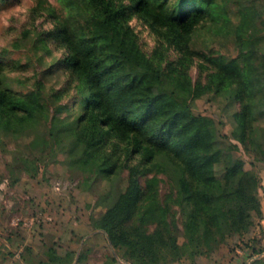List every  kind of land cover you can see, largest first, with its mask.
Instances as JSON below:
<instances>
[{"label": "trees", "instance_id": "trees-1", "mask_svg": "<svg viewBox=\"0 0 264 264\" xmlns=\"http://www.w3.org/2000/svg\"><path fill=\"white\" fill-rule=\"evenodd\" d=\"M59 3L64 15L57 17L42 40L58 41L66 47L62 63L78 80L72 108L64 116H49L39 87L17 93L6 85L0 72V132L11 134L47 121L48 137L69 140L91 167L108 178L117 172V162L107 156L96 162L95 150L110 138L122 142L126 185L110 190V202L95 226L106 232L113 247L123 245V257L134 264H170L186 250L202 253L210 248L209 241L241 231L251 213L259 212L255 193L243 185L248 174L242 170V161L228 158L222 179L215 186L211 184L214 151L203 137L201 116L192 111L189 101L197 94L198 85L190 87L189 78L177 68L157 65L142 51L128 24L136 15L181 48L216 0ZM240 53L255 57L253 47ZM208 60L214 68L208 74V84L214 91L234 84L228 94L240 101L237 138L244 142L254 106L247 98L260 88L252 86L247 65L236 58ZM65 107H57V113ZM258 107H262L259 113L264 117V103ZM135 156L138 161L128 164ZM152 167L169 181L170 190L163 197L157 187L160 178L147 176ZM220 202L228 204L231 217L222 215ZM179 218L184 237L181 243ZM122 233L134 234L135 241L125 240ZM51 257L58 259L55 254Z\"/></svg>", "mask_w": 264, "mask_h": 264}, {"label": "rangeland", "instance_id": "rangeland-1", "mask_svg": "<svg viewBox=\"0 0 264 264\" xmlns=\"http://www.w3.org/2000/svg\"><path fill=\"white\" fill-rule=\"evenodd\" d=\"M61 15L59 0H0V72L17 93L39 87L49 116L67 114L78 86L76 76L62 63L66 47L42 40ZM128 24L142 51L157 65L177 68L189 78L190 87L198 85L189 101L201 116L203 137L214 151L211 184L222 179L228 158L239 159L248 174L243 185L259 201V212L251 213L241 231L209 241L210 248L202 253L186 250L170 264H264V117L258 107L264 103V0H216L181 48L136 15ZM252 47L254 58L241 55ZM218 56L247 65L252 86L260 88L247 98L254 106L244 142L237 138L241 104L228 94L234 84L218 86V91L208 84V74L214 70L208 58ZM61 105L66 107L57 113ZM48 125L40 121L11 134L0 132V264H134L123 257V245L113 247L106 232L95 226L110 202V190L126 185L123 143L110 138L95 150L96 162L103 156L117 162V172L108 178L91 167L69 140L48 137ZM136 161L138 156L127 162ZM153 174L160 178L157 187L163 197L170 190L169 181L155 167L147 176ZM139 181L143 183L142 175ZM220 203L222 215L231 217L228 204ZM178 226L181 243L180 218ZM121 237L136 239L132 233ZM54 254L57 260L51 257Z\"/></svg>", "mask_w": 264, "mask_h": 264}]
</instances>
